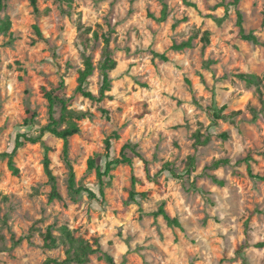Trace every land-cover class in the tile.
Returning a JSON list of instances; mask_svg holds the SVG:
<instances>
[{"label":"rangeland","instance_id":"1","mask_svg":"<svg viewBox=\"0 0 264 264\" xmlns=\"http://www.w3.org/2000/svg\"><path fill=\"white\" fill-rule=\"evenodd\" d=\"M164 1L163 22L157 21L158 0H37L38 14L29 0L5 1L0 19L8 17L11 27L6 35L0 33V153L13 150L18 134L36 136L47 123L41 87L55 89L62 81L61 94L73 97L83 55L95 66L86 89L97 95L101 35L110 40L116 68L107 99L99 104L76 95L71 107L88 117L78 122L80 133L69 139V161L77 185L95 192V200L85 194L69 197L62 141L49 134L41 143L26 142L17 150L18 177L0 160V264L63 260L65 247L44 249L41 238L49 227L58 237L62 226L85 240H97L115 264H243L236 250L244 243L247 263L264 264V246H259L264 244V182L247 173L248 167L253 176H264V107L255 87L235 77L264 76V0H240L243 28L257 37L258 45L234 39L233 0ZM211 17L224 20L218 27ZM204 31L210 41L203 48L199 38ZM194 35L191 48L172 49ZM261 91L264 99V81ZM221 107L225 114H241L211 126L207 109ZM26 108L37 116L30 127L23 126ZM197 130L210 134L207 144L194 146ZM113 132L119 136L115 156L124 143L137 145L150 175L158 174L157 184L146 179L143 163L135 159L132 169L122 165L110 173L100 198L86 162L104 152V140ZM223 133L226 139L220 137ZM46 147L59 201L48 202ZM188 156L195 159L188 178L160 172L165 163L182 172ZM219 160L228 164L213 168ZM132 175L139 180L136 191L149 196L121 212ZM160 204L181 229L151 216ZM99 256H91L87 264H106Z\"/></svg>","mask_w":264,"mask_h":264},{"label":"trees","instance_id":"2","mask_svg":"<svg viewBox=\"0 0 264 264\" xmlns=\"http://www.w3.org/2000/svg\"><path fill=\"white\" fill-rule=\"evenodd\" d=\"M5 1L0 0V12L5 8ZM161 4L160 17L157 21L163 22L167 18V4L164 0H158ZM187 3V2H186ZM29 4L34 12V14H38L37 8V0H29ZM240 0H233L230 6L234 7V12L236 16L235 21V31H234V39H238L245 42H250L254 45H258L259 41L257 37L249 32L246 33L243 28V17L240 12ZM191 7H194L191 4H187ZM226 15V14H225ZM214 23L219 27L224 17L221 18H213L211 17ZM264 26V22H263ZM11 22L8 17L4 19H0V33L6 35L10 30ZM34 33L38 40H42V34L38 28V26H33ZM85 33L88 34L90 31L89 28L84 30ZM193 37H190L187 41L181 42L178 45H173L172 49L175 51H182L184 49H189L192 46ZM92 38L94 40H98L97 32H92ZM102 41L101 48V60L97 66L99 71V75L101 78V84L98 89L97 95H93L91 92L87 91L86 83L88 78L93 74L95 70V66L92 63V60L89 56L83 55L82 68L78 71V76L76 79V87L73 92V97H65L61 94V91L64 89V84L61 81L58 88L55 89H46L45 87H41L39 90L40 95L46 101L47 104V123L39 127L38 133L36 136H28L26 134H18L14 141L13 150L10 153H0V160H5L8 170L11 175L14 177L19 176V171L15 166L14 158L17 150L24 145V143H41L42 137L45 134H49L59 140L62 141L60 158L62 163L64 164L67 170V193L69 197L73 200H76L80 195L85 194L88 199L95 200L96 194L92 190L88 188L77 185L75 180V174L73 168L69 161V139L75 135L80 133L78 122L82 119L88 117L87 113H83L80 111H76L72 109V103L74 96L80 95L84 99L102 103L105 99L108 98L107 93L111 88V79L110 73L116 68V61L112 57V52L110 50V40L108 37L101 35ZM210 33L208 31H204L199 38V41L202 43V47H206L209 45ZM35 43V41H33ZM156 58H159L163 62H167L168 59L165 55L154 54ZM237 79L244 82L247 86H254L255 91L258 95L259 101L264 107V99L261 91V85L264 81L263 77H258L253 74H245L238 73L235 75ZM189 83V82H187ZM104 115H107V111L101 110ZM26 118L23 121V126L30 127L35 124L36 113L31 111L29 108L25 109ZM240 111L230 112L228 114L224 113V107L219 109H207V115L209 117L210 125L216 126L219 121L234 119L238 115H240ZM221 138L226 139L227 134L223 133L220 135ZM194 138V146H202L209 142L210 134L205 132L204 134L200 133L197 130L193 134ZM119 140V136L116 132H113L104 140V152L100 155H95L90 157L86 162V170L87 172H94L96 185L98 188V195L101 199L104 198V188L106 185V179L110 178V173L118 166H128L129 168H133L134 160L138 159L143 163V170L145 172L146 179L152 183L157 184L158 174L150 175L149 172V162L139 153L137 145L131 143H124L117 154L115 156L114 152V142ZM50 148H45V154L43 158V171L47 178V183L50 186V191L48 194V202L59 201L61 200V195L57 188L56 177L54 176L50 165ZM227 160H219L215 161L212 164L213 168H218L223 165H227ZM195 168V159L193 156H188L186 160L185 169L182 172H176L170 164L165 163L162 166L160 172L166 171L168 172L174 179H183L188 178L191 172ZM247 173L249 177L264 182V176H253L250 172V169L247 167ZM213 183L217 185H223V182L219 181L215 176H210ZM139 180L132 175L130 177L129 188L127 192V199L123 204L121 212H125L128 206L132 204H137L140 200L146 199L149 196V192H137L136 185ZM151 216L156 219L161 217L165 223L169 227H175L181 229V225L176 218H171L166 211L164 210V205L160 204L158 209L151 214ZM60 235L58 237L52 234L51 228H47L46 231L41 234L42 238V248L47 250L56 249L59 246L65 247V258L61 261L54 259H46L42 264H87L89 262V258L93 255L99 254V260H102L106 264H115L114 259L101 251L100 245L97 240L94 242H90L81 237L75 235V233L69 230L66 226H62L59 228ZM23 239L28 241L29 236L27 238H18L14 241V245H19ZM247 236H245V240ZM259 246H264V244H259ZM247 247V243H244L236 250V255H238L243 264H248L244 255L243 250ZM1 253V250H0Z\"/></svg>","mask_w":264,"mask_h":264}]
</instances>
